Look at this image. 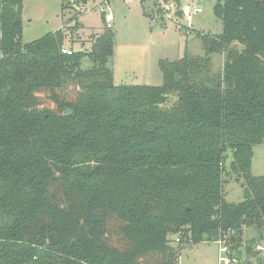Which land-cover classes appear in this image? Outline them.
I'll return each mask as SVG.
<instances>
[{
  "label": "trees",
  "instance_id": "16d2710c",
  "mask_svg": "<svg viewBox=\"0 0 264 264\" xmlns=\"http://www.w3.org/2000/svg\"><path fill=\"white\" fill-rule=\"evenodd\" d=\"M23 6L0 0V264H178L171 234L226 236L231 257L244 245L263 264L243 236L264 228V0H218L222 32H197L203 56L160 60L161 85L115 83L112 27L82 51L63 52V27L24 45ZM227 172L244 179L239 202Z\"/></svg>",
  "mask_w": 264,
  "mask_h": 264
},
{
  "label": "rangeland",
  "instance_id": "374dc122",
  "mask_svg": "<svg viewBox=\"0 0 264 264\" xmlns=\"http://www.w3.org/2000/svg\"><path fill=\"white\" fill-rule=\"evenodd\" d=\"M217 1L180 0L181 8L186 5L203 8V12L194 15L190 21L186 17L164 16L166 10L173 12L179 8L176 0H24L22 43L25 45L33 42L64 26L67 35L65 46L74 51H82L90 46L92 34L104 27H112L116 37L110 64L115 83L161 85L163 73L159 66L160 60H178L186 53L193 57L203 56L205 49L197 32H222V20L213 10ZM107 12L113 14L111 22L105 19ZM76 23H79L78 28L71 31L70 28ZM224 60L223 54H212L213 72L223 69ZM89 64L88 59H84L82 67L86 68ZM74 90L75 87L70 86L64 92L71 94ZM176 100L177 96L170 95L163 106L170 107ZM231 160L232 154L229 152L227 166ZM252 160V173L264 175V143L254 146ZM243 187L244 179L241 176L227 172L225 198L228 202L241 201L244 197ZM259 234L263 238L261 242L257 240ZM176 237H181V234L169 236L171 245H186L176 242ZM244 238L245 241L256 239L264 249V228L261 231L244 228ZM190 245L192 248L180 249L178 264H222L219 261L218 241H202ZM262 252L264 255V250ZM241 256L245 257L244 245Z\"/></svg>",
  "mask_w": 264,
  "mask_h": 264
},
{
  "label": "built area",
  "instance_id": "2783aa9c",
  "mask_svg": "<svg viewBox=\"0 0 264 264\" xmlns=\"http://www.w3.org/2000/svg\"><path fill=\"white\" fill-rule=\"evenodd\" d=\"M172 9V8H171ZM178 9H182V14L183 16L182 17H186L188 20H192L193 16L198 14V13H201L203 11L202 7L200 6H197V5H194L192 8L191 6L189 5H186L185 7L183 8H177L175 9V11L172 12L169 11L167 12L166 10V15L164 14V16H175V17H178L176 15V12ZM164 16L162 17L164 19ZM105 19L107 22H111L113 20V14L112 13H107L105 15ZM155 19V18H154ZM63 52H67V53H71V50L67 47H64L63 49ZM176 242L180 243L181 241V237H176ZM218 243H219V250H220V255H219V261L220 263L222 264H237V260H235L233 257H231L230 253V248L232 247V245H230L229 241H228V238L226 236L224 237H221L219 240H218ZM256 249L257 250H264L263 247L259 244L256 246ZM264 264V263H263Z\"/></svg>",
  "mask_w": 264,
  "mask_h": 264
},
{
  "label": "water",
  "instance_id": "95a60500",
  "mask_svg": "<svg viewBox=\"0 0 264 264\" xmlns=\"http://www.w3.org/2000/svg\"><path fill=\"white\" fill-rule=\"evenodd\" d=\"M176 15H177L179 18H181V17L183 16V14H182V9H178L177 12H176ZM179 79H180V77L177 76V80H179ZM184 248H192V246H191V245H181V246H180V249H184ZM232 250H233V247L230 248V251H231V252H232Z\"/></svg>",
  "mask_w": 264,
  "mask_h": 264
},
{
  "label": "crops",
  "instance_id": "0c3cea01",
  "mask_svg": "<svg viewBox=\"0 0 264 264\" xmlns=\"http://www.w3.org/2000/svg\"><path fill=\"white\" fill-rule=\"evenodd\" d=\"M108 13V12H107ZM106 13V14H107ZM111 13V12H110ZM63 28H65L64 26H62ZM61 27V28H62ZM102 32V30L101 31H98V32H96V33H101ZM90 46H91V44H90ZM66 47V46H65ZM68 48V47H67ZM244 237V236H243ZM244 241H245V238H244ZM257 245H259V244H257ZM233 247V246H232ZM233 250H234V248H233ZM233 250H232V252H233ZM248 260H247V257H246V255H245V257L243 258V259H241L240 261L239 260H237V263H242V262H247ZM251 261V263H253V260H250Z\"/></svg>",
  "mask_w": 264,
  "mask_h": 264
}]
</instances>
